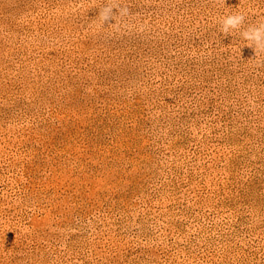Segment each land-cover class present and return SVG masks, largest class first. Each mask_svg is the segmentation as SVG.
Returning <instances> with one entry per match:
<instances>
[{
    "label": "rangeland",
    "instance_id": "rangeland-1",
    "mask_svg": "<svg viewBox=\"0 0 264 264\" xmlns=\"http://www.w3.org/2000/svg\"><path fill=\"white\" fill-rule=\"evenodd\" d=\"M260 24L264 0H0V264H264Z\"/></svg>",
    "mask_w": 264,
    "mask_h": 264
},
{
    "label": "clouds",
    "instance_id": "clouds-1",
    "mask_svg": "<svg viewBox=\"0 0 264 264\" xmlns=\"http://www.w3.org/2000/svg\"><path fill=\"white\" fill-rule=\"evenodd\" d=\"M117 13L121 16L128 15V8H119L117 12H113V8L111 5L103 7L99 12V17L101 21L106 22L110 19H114ZM245 20V16L240 13L227 15L221 20V31L223 34H230L231 30L239 29ZM243 40L248 41L249 47H253L254 51L264 52V24H260L259 26H250L247 29L243 30L240 33Z\"/></svg>",
    "mask_w": 264,
    "mask_h": 264
}]
</instances>
